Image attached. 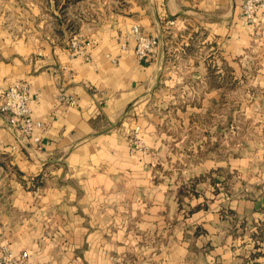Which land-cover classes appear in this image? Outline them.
Masks as SVG:
<instances>
[{"label":"crops","instance_id":"obj_1","mask_svg":"<svg viewBox=\"0 0 264 264\" xmlns=\"http://www.w3.org/2000/svg\"><path fill=\"white\" fill-rule=\"evenodd\" d=\"M120 1L78 30L57 14L52 24L38 16L36 25L0 27V85L28 82L31 108L44 122L37 143L0 112V253L27 251L39 264L134 262L142 239L152 238L151 221L141 220L152 212V153L136 151V126L151 149L152 142L170 148L171 158L178 144L217 148L215 106L227 84L230 94L244 81L250 99L264 101L263 13L246 20L244 0ZM136 24L159 38L143 62L135 55ZM74 35L92 42L88 56L73 53ZM254 117L252 131L264 133V110ZM253 163L241 168L236 157L217 155L190 174L200 180L197 204L181 239L206 264H264V158L260 170ZM224 165L237 178L235 192L204 178Z\"/></svg>","mask_w":264,"mask_h":264},{"label":"rangeland","instance_id":"obj_2","mask_svg":"<svg viewBox=\"0 0 264 264\" xmlns=\"http://www.w3.org/2000/svg\"><path fill=\"white\" fill-rule=\"evenodd\" d=\"M121 4L123 2L120 0H0V27L4 25L7 28L19 27V21L27 19L31 24H35L34 20L38 16L48 19L47 23L52 24L51 19L57 14L59 21L63 23L70 21L72 30H78L82 22L98 20V16L102 15V12L115 10ZM67 25L69 28V24ZM229 87L227 84L224 89L222 88L220 101L215 106L220 111V116L215 117V125H218L220 129L219 136L216 137L217 148H205L197 151L189 147V144L184 143V146L178 144V147H175V152L172 150L173 154H170V158L168 157L170 148H158L155 147L157 146L155 142H152L150 150L152 153V212L151 214H141L142 221H151L152 238L149 241L142 239L139 256L135 257L134 262L131 258L127 260L129 257H125L124 262H117V264L207 263L201 253L196 252L194 247L190 248L189 245H184L181 239V231L185 229L183 222L186 221V218H189L188 221H190L191 210L197 204L194 197L197 192L193 186H197L200 180H197L198 177L191 179L190 174L196 172L193 169L197 162L214 159L217 155L221 160L236 157V165L241 168L245 167L246 159L253 158V167L259 170L261 169L260 162L264 158V152L261 153V150L264 149L261 148L264 146V133L253 132L250 127L255 120H258L254 117L256 111L264 110V101L260 103V101L250 99L251 86L246 85L244 81L232 85L230 94ZM252 92L260 93L256 88ZM205 122L211 124V118H206ZM163 134L164 132L156 134L158 141L162 142L165 136ZM198 135L194 134L190 138H197ZM167 138L173 141L175 137ZM177 158H181V163ZM186 158L189 160L188 162L185 161ZM255 161L259 165L255 166ZM192 162H194L193 165ZM222 168L220 170L222 173L216 172L214 177L210 173H206L204 178L211 176L215 181L216 189L220 187L225 189L224 191L235 192L234 183L237 178H232L234 174L231 176L228 174V165H224ZM241 180L244 184V178ZM210 199V197H206L202 200V207H206L207 200ZM107 263L112 264L111 262Z\"/></svg>","mask_w":264,"mask_h":264},{"label":"built area","instance_id":"obj_3","mask_svg":"<svg viewBox=\"0 0 264 264\" xmlns=\"http://www.w3.org/2000/svg\"><path fill=\"white\" fill-rule=\"evenodd\" d=\"M260 13L264 14V0H244L243 16L246 20L255 22ZM132 36L135 42V55L139 62L149 60L155 55L159 46L157 36L144 31L138 24L133 26ZM91 45L92 42L89 40L81 42L77 35L71 38L73 53L88 56ZM61 99L68 104L75 103L74 98L66 94L61 95ZM31 101L32 89L28 82L19 80L9 85H0V112L6 116L8 122L19 134L39 143L41 135L38 132L42 129L44 122L35 117ZM132 140L136 151L142 154L150 153L151 147L142 136L141 126H136L134 129ZM28 258L27 251L16 256L13 251L4 247L0 253V264H37L30 262Z\"/></svg>","mask_w":264,"mask_h":264},{"label":"trees","instance_id":"obj_4","mask_svg":"<svg viewBox=\"0 0 264 264\" xmlns=\"http://www.w3.org/2000/svg\"><path fill=\"white\" fill-rule=\"evenodd\" d=\"M197 208V207H196ZM194 209L191 210V212L193 211Z\"/></svg>","mask_w":264,"mask_h":264}]
</instances>
